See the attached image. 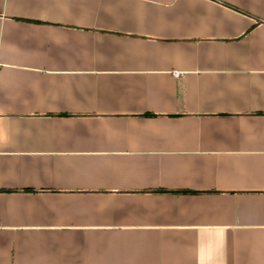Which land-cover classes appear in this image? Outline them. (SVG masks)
I'll return each mask as SVG.
<instances>
[{"label":"crops","instance_id":"0c3cea01","mask_svg":"<svg viewBox=\"0 0 264 264\" xmlns=\"http://www.w3.org/2000/svg\"><path fill=\"white\" fill-rule=\"evenodd\" d=\"M0 264H264V0H0Z\"/></svg>","mask_w":264,"mask_h":264},{"label":"built area","instance_id":"2783aa9c","mask_svg":"<svg viewBox=\"0 0 264 264\" xmlns=\"http://www.w3.org/2000/svg\"><path fill=\"white\" fill-rule=\"evenodd\" d=\"M174 75H175V77H179V73L178 72H175Z\"/></svg>","mask_w":264,"mask_h":264}]
</instances>
